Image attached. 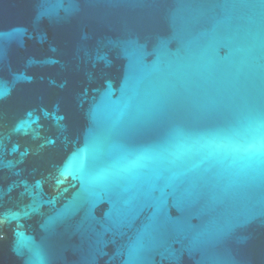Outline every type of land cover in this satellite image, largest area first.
Listing matches in <instances>:
<instances>
[{
  "label": "water",
  "instance_id": "1",
  "mask_svg": "<svg viewBox=\"0 0 264 264\" xmlns=\"http://www.w3.org/2000/svg\"><path fill=\"white\" fill-rule=\"evenodd\" d=\"M0 264H264V0H0Z\"/></svg>",
  "mask_w": 264,
  "mask_h": 264
}]
</instances>
